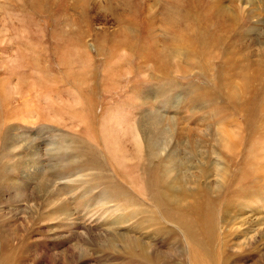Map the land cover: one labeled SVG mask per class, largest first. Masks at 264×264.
Here are the masks:
<instances>
[{
	"label": "rangeland",
	"instance_id": "1",
	"mask_svg": "<svg viewBox=\"0 0 264 264\" xmlns=\"http://www.w3.org/2000/svg\"><path fill=\"white\" fill-rule=\"evenodd\" d=\"M84 1L0 0V264H264V77L229 96L264 70V0L161 62L189 16Z\"/></svg>",
	"mask_w": 264,
	"mask_h": 264
},
{
	"label": "bare ground",
	"instance_id": "2",
	"mask_svg": "<svg viewBox=\"0 0 264 264\" xmlns=\"http://www.w3.org/2000/svg\"><path fill=\"white\" fill-rule=\"evenodd\" d=\"M32 1L29 0V2L32 5H34V9H35V7L36 8L41 7L42 0H32ZM143 1L145 2V6L142 3H140V4L144 6V8L146 10V14L148 17L150 15L154 16L152 14L154 7H155V5L156 6L159 5L160 10L163 12V14H161L163 23L164 22L168 23L167 27L165 28L166 30H168L169 28L170 29L174 28L175 25L177 24L178 20H181L182 18H184V20H186L185 18L189 16V20H186L187 21L186 23L184 21V25H186L185 28L183 26L185 36L183 37L182 32H181L180 36H182V38H180V39L178 38L179 41L175 42L177 45H175V44H174V46L170 45L172 47L167 49V48L163 47L162 45H159V43H158L157 45L152 47V49H151L152 50V56H154L153 61L157 60L159 58V61L161 62L170 56H172L171 58H177V59H181V58L189 57V56H199V55L203 54L202 52H200V50H197L195 48L196 43L198 44L199 42H200V44L205 45L206 48L215 49L219 45H222V41L225 42L226 39L231 36V29H233L235 21L237 20L236 16L235 17H234V15L229 16L227 14V11L222 6V4L224 2L223 0H215L212 2L209 1L206 4H204L205 2L203 3V1L201 2V0H182L184 2V4H182L183 2L181 0H162V3L160 0H153L152 3H148V2L146 3V1H148V0H143ZM85 2L88 3L89 0L83 2L85 5L84 11L86 12V11H88V7L85 4ZM34 3L38 4V6ZM89 8H91V7H89ZM154 12H156V11H154ZM164 12L166 13L165 17H164ZM121 14H123V13H121ZM200 15H201L200 22H197ZM215 15H217L216 16L217 18H215ZM118 16H119V14L116 13L114 17H118ZM155 19H157V18H155ZM90 21L91 20L87 17V14L82 16L79 19V24H81L84 27V29L86 31L85 33H90V26H89ZM124 21H126V18L123 15L119 16V23H123ZM201 21H203L204 23H202ZM227 21H229V22H227ZM181 22H182V20H181ZM77 24H78V22H77ZM160 26L162 27V25H160ZM210 27L217 29V32L216 33H208ZM119 30L121 31V36L124 37L126 42H128V40L136 37L134 30L129 26V24H123ZM162 34L163 33H161V36H162ZM173 34H174V32H173ZM87 35H90V34H87ZM87 35H85L84 38H86ZM124 35H126V36H124ZM163 36H165V35H163ZM171 36L173 37L172 34H171ZM156 37H157V35H156ZM156 42H159V41H156ZM160 42L163 43L164 41L163 40L161 41V39H160ZM141 51H142L141 54H144V55L148 54V52L151 53V51L147 50L146 48L141 49ZM233 60L238 62L236 59H233ZM160 62H158V64ZM156 63H157V61H156ZM163 63L164 62H162V64ZM162 64H160V65H162ZM251 65H254V63H252ZM241 67H243V66H241ZM160 68H163V66L162 67L160 66L158 70H161ZM243 69H244L246 74L250 75L249 77L251 78V84L248 85L247 87H245L244 82L240 81V84L238 85V87H236V90H229L230 98L232 97L233 99H237V98L241 97V99H242L244 97L245 91H247L248 89H251L253 85L256 88H258V84L263 82L262 79L264 76H262V75H264V72H263L264 70H262L260 67L257 69V65L245 67ZM255 72H256V74H254ZM260 72H261V74H260ZM230 88L232 89V86ZM196 255H194V256H196Z\"/></svg>",
	"mask_w": 264,
	"mask_h": 264
}]
</instances>
